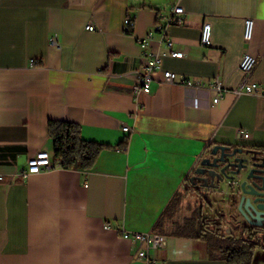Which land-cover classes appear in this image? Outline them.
Returning <instances> with one entry per match:
<instances>
[{
    "label": "crops",
    "instance_id": "1",
    "mask_svg": "<svg viewBox=\"0 0 264 264\" xmlns=\"http://www.w3.org/2000/svg\"><path fill=\"white\" fill-rule=\"evenodd\" d=\"M177 6L184 23L166 32L184 56L171 57L158 34L143 50L138 39ZM206 22L210 47L200 41ZM151 50L161 71L204 86L166 83L158 73L151 94L135 98L134 74ZM245 53L258 58L250 82L264 84V0H0V264H145L126 238L132 233L166 238L149 252L160 264H226L197 236L201 216H223L225 231L229 219L235 233L250 227L234 191L229 217L204 216L205 205L213 208L207 199L198 215H177L181 197L217 192L191 182L214 146L264 148V99L234 92ZM214 81L226 89L217 103ZM50 121L76 124L84 140L108 149L89 170L56 167L23 180L32 156L54 153Z\"/></svg>",
    "mask_w": 264,
    "mask_h": 264
},
{
    "label": "built area",
    "instance_id": "2",
    "mask_svg": "<svg viewBox=\"0 0 264 264\" xmlns=\"http://www.w3.org/2000/svg\"><path fill=\"white\" fill-rule=\"evenodd\" d=\"M185 10L181 6H177L171 10V12L165 17L164 24H158L155 28L150 31L143 38L138 39L139 45L143 50H146L154 37L158 34L161 37V41L165 44L166 49L169 51L171 57L182 58L184 52L181 50L174 49V43L169 39L166 28L172 25H182L184 23L183 14ZM125 30L127 32L131 31L132 21L126 19L124 22ZM90 32L95 31L93 24H90L86 27ZM253 34V20L247 19L245 21V30H244V39L246 42H249ZM201 45L203 47H210L212 41V29L209 23H204L201 31ZM49 44L52 47L61 49V46L58 44L56 38L51 37L49 39ZM145 68L143 70L136 71L134 74V83L132 86V93L135 98H138L140 95H149L152 92V87L155 82L156 76L158 73H161L163 80L166 83L174 84L177 83L183 87H195L201 88L204 86L202 82L193 81L189 78L179 79L178 75L170 71H161V54L156 51H147L145 53ZM35 61H31V65H34ZM258 63V58L252 56L249 53H245L242 57V60L239 65V70L243 74L242 83L234 91L237 95H250V96H261L264 99V84L250 82L251 75ZM211 88L215 91L216 96L213 100L214 103H217L226 92V89L219 81H214L211 83ZM123 131L128 133L130 130L129 127H124ZM240 135L244 139H248L250 134L245 130L239 131ZM57 165L54 163V159L51 153L47 151H40L34 156H32L28 161V169L21 174V179L25 180L30 175H36L43 172H47L56 168ZM228 186L232 185V182H228ZM228 195V194H227ZM126 238H129L134 246H136L137 252L135 253V258H138L144 261L145 264H160V262L150 256L151 248H162L165 245L166 238L159 234H150V233H132L126 235Z\"/></svg>",
    "mask_w": 264,
    "mask_h": 264
},
{
    "label": "trees",
    "instance_id": "3",
    "mask_svg": "<svg viewBox=\"0 0 264 264\" xmlns=\"http://www.w3.org/2000/svg\"><path fill=\"white\" fill-rule=\"evenodd\" d=\"M48 130L54 142V163L61 169L89 170L95 165L100 154L108 149L103 144L84 140L81 137L80 127L73 123L50 121ZM231 147L264 154L262 147ZM126 148L127 142L119 146V149L122 150H126ZM223 219V216L212 220L201 216V229L197 237H203L211 245L217 246L221 253V259L226 264H253L256 251H264V225L262 227H245L242 237L234 238L232 235L226 236Z\"/></svg>",
    "mask_w": 264,
    "mask_h": 264
},
{
    "label": "water",
    "instance_id": "4",
    "mask_svg": "<svg viewBox=\"0 0 264 264\" xmlns=\"http://www.w3.org/2000/svg\"><path fill=\"white\" fill-rule=\"evenodd\" d=\"M197 181L215 191L220 190L221 184L232 182L237 186L239 213L252 227L264 225V154L216 145L195 170L191 182Z\"/></svg>",
    "mask_w": 264,
    "mask_h": 264
},
{
    "label": "rangeland",
    "instance_id": "5",
    "mask_svg": "<svg viewBox=\"0 0 264 264\" xmlns=\"http://www.w3.org/2000/svg\"><path fill=\"white\" fill-rule=\"evenodd\" d=\"M200 188V187H199ZM227 190H229L227 188V186L225 184H223L221 186V189L220 191H217L215 192L212 197L210 194H207V195H202V197H198L197 200H192V199H186L184 197H181V201H180V208H179V211H178V217L179 216H183V215H186L187 213H191L192 210H195V214L197 213L198 215V212H199V209L200 207L202 206L203 204V200L204 199H207L208 202L210 203V206L213 208L210 209L209 207L206 208V205L204 206V216L205 214L208 215V217H211L213 218V216L219 212L221 213H224L227 217L230 216L229 214V210L228 208L230 207V197L232 196L233 192L232 190L230 189L229 190V195L227 196ZM214 199L213 201L211 199ZM200 204V205H199ZM198 205V207H196ZM228 225H227V230L225 231L226 233V236H233L234 238H240L242 237V232H238V233H235V229L233 228L232 226V220L229 219L228 221ZM232 231L233 234H229L228 231ZM254 264H264V251L263 250H258L254 256Z\"/></svg>",
    "mask_w": 264,
    "mask_h": 264
},
{
    "label": "flooded vegetation",
    "instance_id": "6",
    "mask_svg": "<svg viewBox=\"0 0 264 264\" xmlns=\"http://www.w3.org/2000/svg\"><path fill=\"white\" fill-rule=\"evenodd\" d=\"M263 154H260V156H262ZM197 184H199V185H201L202 186V182L201 181H197ZM226 186H227V188L230 190H232V191H234V193L236 192V189H237V186H235L233 183H232V185L231 186H228L227 184H228V182H225L224 183ZM223 184H221L220 185V189H221V186H222ZM220 191V190H219ZM229 192V191H228Z\"/></svg>",
    "mask_w": 264,
    "mask_h": 264
},
{
    "label": "bare ground",
    "instance_id": "7",
    "mask_svg": "<svg viewBox=\"0 0 264 264\" xmlns=\"http://www.w3.org/2000/svg\"><path fill=\"white\" fill-rule=\"evenodd\" d=\"M52 156H53V154H52ZM53 159H54V157H53Z\"/></svg>",
    "mask_w": 264,
    "mask_h": 264
}]
</instances>
